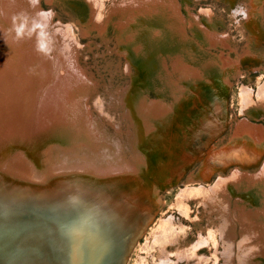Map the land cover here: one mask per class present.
<instances>
[{
  "label": "bare ground",
  "instance_id": "obj_1",
  "mask_svg": "<svg viewBox=\"0 0 264 264\" xmlns=\"http://www.w3.org/2000/svg\"><path fill=\"white\" fill-rule=\"evenodd\" d=\"M47 1L52 3V0ZM87 1L88 29L97 27L105 36L112 28L118 42L117 55L124 59V72L129 81L119 101L130 123L128 141L121 133L119 121H109L117 132L114 135L104 126L103 120L93 116L89 98L96 85L79 63V41L70 28L55 25L52 10L46 11L38 0H0V184L11 186L15 183L30 188L32 185L26 182V173L15 169V176L16 173L10 171V162L18 160L20 165L27 166L38 164L34 167L45 173L47 166L41 154H46L47 162L52 164L48 167L55 166L58 162L54 159L60 157L53 155L50 144L60 142L64 144V149L61 148L66 150V157L83 155L84 164L82 167L60 168L59 173L46 177L44 184L38 182L34 186L53 187L52 191L49 190L51 193L60 189L63 183L72 186L78 182L87 185L92 192L104 191L100 204L88 216L89 222L83 219L85 217L81 213L85 210L79 209L78 205L66 208L74 210L72 215L69 211L54 208L51 201L47 202L51 223L44 226L43 222L37 225L28 221L23 233L24 252H19L24 261L21 263L63 264L56 259L57 255H51L50 248L54 241L51 234L55 232L56 238L59 231L65 234L61 225L64 221L66 226L73 222L82 227H73L70 232L75 236L69 244L71 250H68L71 264H76L75 258L85 264H95L94 253L99 247L107 251L101 258V264H109L105 257L111 260L116 252L112 244L122 234L132 235V228H138L140 219L149 221L154 216L150 207L162 202L159 188L174 184L185 166L200 157L202 161L206 159L201 162L197 173L182 177L185 179L184 187L177 194L174 205L187 216L190 210L188 201L194 200L216 211L219 221L208 229L207 236L200 235L192 244L166 250L164 244L171 243V235L177 232V227L172 215L162 219L153 241L154 245H160L161 260L164 264H208V256L199 253L198 246L207 243L209 234L212 236L214 233L218 250L213 255L216 259L221 257L222 264H264V217H246L244 214L247 212L243 210L237 213L231 209L229 201L230 193L245 190V185H249L250 194L255 195L257 189H262V183L264 185V171L256 183L249 181L254 179L248 177V171L237 166L232 169L230 179L226 177L229 170L227 174L218 173L212 186L203 184L212 172L209 162L222 166L236 159L254 161L258 156L252 149V145L257 147L255 141L264 150V125L252 119L255 110L264 108V83L257 89L241 86V112L250 120L237 123L235 135L230 140L231 147L225 149L218 145L215 149L220 148L219 152L210 151V142L225 125L218 120L226 102L220 88L227 92L228 84H232L231 78L241 71L237 66L239 57L210 56L201 61L199 67L191 63L194 54L186 49L185 26L179 19L181 11L175 0H112V6L106 11L102 8V0ZM187 2L185 0L184 4ZM245 2L238 5L246 8L247 19L233 14L236 4L231 7V15L250 35L254 33L260 37L264 32L261 24L264 17L261 3L264 0ZM201 13L208 24L205 34L210 36L209 45L219 33L209 26V21L213 24L211 13L206 10H201ZM191 22L192 33L204 31L200 23H195L192 18ZM84 33L87 30L84 29ZM230 48L232 50L231 45ZM166 58H171L169 67ZM231 67L235 70L232 73ZM149 90L155 93L153 97ZM95 103L98 104L97 115L101 117L104 113L102 106L96 99ZM51 136L54 139L48 140ZM10 143L18 145L15 155ZM59 145L56 144L55 152ZM70 145H73L72 150ZM230 149L233 152L227 154ZM256 150L260 151L259 148ZM112 154L114 157H110ZM93 162L102 164L94 165ZM103 165L108 167L102 169ZM22 178L26 181L23 182ZM49 182L52 183L49 185ZM13 191L21 193L16 189ZM31 191L35 189L27 190L30 192L26 197L28 200L35 197ZM111 193L104 203L106 195ZM85 200L80 199L79 204L85 206ZM178 224L180 229L184 228L183 224ZM0 226V264H12L16 257L8 251L13 248V241L6 235L8 226ZM83 234L89 240L90 249H87ZM33 239L38 241L37 246L32 244ZM73 240L76 243L73 244ZM102 251L99 253H104Z\"/></svg>",
  "mask_w": 264,
  "mask_h": 264
},
{
  "label": "rangeland",
  "instance_id": "obj_2",
  "mask_svg": "<svg viewBox=\"0 0 264 264\" xmlns=\"http://www.w3.org/2000/svg\"><path fill=\"white\" fill-rule=\"evenodd\" d=\"M38 1L46 11L52 10V21L55 25L59 24L60 26L69 27L71 33L79 41V63L84 68L87 75L93 79L96 85V90H94L95 95L94 93H92L91 98H89L90 106L92 108V112L94 113L93 116L95 118H98V120H103L104 126L108 130H110V132L112 131L114 135H117V132L112 127L111 123L119 121L121 126V133L124 139L128 141L127 133L128 129L130 128V123L119 99L120 95L124 94L123 90L127 88L129 78L128 75L124 72V59L117 55L119 49L117 48L118 42L114 35V31L112 30V28H109L108 33L105 34V36H102L103 33H101V31H99L97 27L88 29L87 24L89 23L87 19L89 17V6L87 0H52V3L47 0ZM175 1L177 2V4H179V10L181 11V17H179V19H181V23L185 26L184 33L186 36V49L189 48V51L194 54L191 63L199 67L200 62L204 61L205 59H209L210 56H228L229 58L233 57L235 59L239 57L238 60L240 59V66H237L241 71H239V73H237L234 78H231L232 84H228L227 92L224 91L225 89L223 87L220 88V92L224 94L223 96H226V102L225 107H223L220 112L218 110V120L220 119L221 122H223L225 125L223 128H221L220 133H216L217 136L214 138V140L210 142V151L213 150V152L215 151L216 153L219 152L221 147H225V149L228 146L231 147L230 140L235 135V128L238 122L244 119L250 120V117H248L247 115H243V113L241 112L239 93L242 85L257 89L264 83V32L261 33L260 37H256L255 35H253L254 33H252L253 36L250 35L248 30L238 24L239 20L235 19V17L231 15V7H234L235 4L238 5L240 2H245V0H188L187 4H184L185 0ZM111 6L112 0H102V8L104 11L108 10ZM261 6H264V2L261 3ZM201 10H206L211 13L213 24H211L212 22L209 21V26L219 33V36L214 38L215 41L210 42L209 45L208 38L210 36H206L205 34V29H207L205 26H207L208 24L204 20V16L201 13ZM194 15H196L197 17ZM198 16L199 20L197 19ZM191 18L195 23H200V26L204 31H200V34L192 33L190 26V24L192 23ZM206 18L209 20V17L206 16ZM261 19L262 28L264 31V17ZM84 29L87 30V33H84ZM230 45L232 47V50H230ZM234 46L235 48L233 50ZM238 53L240 54L237 55ZM235 56L238 57L236 58ZM184 58H186V56ZM166 59L168 61L167 66L169 67L171 58ZM231 68H229L230 73L235 71L233 70L234 67L232 69ZM172 72L174 73V71ZM149 93L150 95H152V97L155 95L152 90H149ZM95 99L98 100L100 105L102 106V111L104 113L100 115L101 117L97 115L99 114V111L98 104L95 103ZM253 114L254 117L252 119H254L256 122L259 121V124L264 125V119H262L264 108L255 110ZM109 121H111V123ZM53 136H51L52 138H49L48 140H53ZM120 138V140L123 141L121 135ZM57 139L58 138H55V140ZM255 143L257 144V147L252 145V149L258 153L256 160L248 161L247 159H241L238 160V162L236 159L222 166H215L212 164V162H209V165L211 164L212 166V172H210V175L208 174L209 177H207L206 179L204 178L205 180L202 179L203 184L212 186L218 178V173L227 174L230 170V173L226 176L228 180L229 176L232 175L234 168H236L237 166L240 169L242 167V170L245 169L244 171L246 172L248 171V177H252L250 179H254L249 181H254L257 183V178L260 179V175H262L264 171V150H261L257 141H255ZM54 144H50V147H52L51 149L54 152L53 155L60 158H53L54 161L58 162V164L53 167H48V164H52L50 162H47L46 154H43L42 152L41 157H44L43 161L47 166V170L45 173H41L42 171H39L36 169V167H34L38 166V164L34 166H31L30 164L29 166L25 164L20 165L18 160L10 162V168L12 169H10V171L13 173H16L15 169L24 171L26 173V176L28 177V181L24 180L23 178L22 181H26L29 184L34 185L38 182L44 184L43 181L46 180V177L48 179L55 173H59L58 169L60 168H66V166L72 165L82 167V165L84 164L83 155L76 157H74V155H71V157H66V150H63L64 144L60 142H54ZM56 144L61 145L56 148L57 151L55 152L54 148L56 147ZM73 145L69 146L71 150L73 148ZM218 145L220 148L215 149V147H217ZM9 146L11 149H13V155H15L18 149V145L10 143ZM126 148L125 153L128 154V149ZM257 148H259L260 151H257ZM223 150L224 149H222V151ZM59 151L60 154L58 153ZM205 152L207 153L208 151ZM232 152L233 150L230 149L227 154H230ZM203 153L204 151L201 152L202 155ZM201 154L200 156H202ZM110 157H114L113 154ZM205 159H203L202 161V158H197L192 163L185 166V170L174 184L160 187L162 202L159 203L158 206H155L152 210L154 212L152 221L146 224L141 237L137 239L136 243L132 247V250L129 253L125 264H164L161 260L163 254L160 251V245H158L157 243L154 245L153 241L155 239L154 232L158 227L159 222H161L162 219H166V217H168L169 215H172V220L177 227V232L174 233V235L172 234L173 236L171 235V243L164 244V248L166 250H175L179 246L183 247L184 245L192 244L198 239L200 235L203 237L207 236L209 233L208 229L212 228L214 226V223L219 221L216 211H211L208 206L205 207L204 205L198 204L194 200L188 201L190 210L187 216L181 214L177 207H175L174 205L177 194L179 193L180 189L184 187L183 182H185V179H182V177H187V175L191 174V172L197 173L199 171L201 162L203 163ZM160 160L162 161L163 159ZM95 163L93 162L94 165ZM106 167L108 166L103 165L102 169H105ZM251 172L253 174H251ZM15 176H17V173L15 174ZM261 188L262 189L256 190L255 195L250 194L251 188H249V185H245V190L241 189V191H236V193H230L229 201L231 209H233L237 213H239L241 210L246 211L247 214H244L246 215V217H264L263 183L261 185ZM247 210L260 215H255L253 213L250 214ZM178 222L184 225L183 229H180V227H178ZM236 230L237 233H239V228ZM214 235V233H212V236L209 234V241L207 243H204L203 246H198V251L200 250L199 253H205L208 256V264H213L214 261H216V264H218L222 260L221 257L216 259V257L213 255L218 250V245L214 242ZM123 243L124 242L119 239L112 244L114 246V249H116L115 255L111 259L113 263H116L117 260L121 259V254L119 255V253L123 250ZM104 251L105 250H103L102 252ZM220 252L221 251H219L218 253ZM222 263L223 261H221L219 264Z\"/></svg>",
  "mask_w": 264,
  "mask_h": 264
},
{
  "label": "water",
  "instance_id": "obj_3",
  "mask_svg": "<svg viewBox=\"0 0 264 264\" xmlns=\"http://www.w3.org/2000/svg\"><path fill=\"white\" fill-rule=\"evenodd\" d=\"M147 176L150 177L149 174H147ZM51 183L52 182H49V185ZM13 184L14 185H11V186H9L8 184H3V185L0 184V225L5 224L8 226L7 228L8 230L6 229L7 231L6 235H8V237L12 239L10 240L13 241L12 242L13 248L8 251V253L12 252L11 254H14L16 257L15 259L16 262L14 261L12 264H22L24 262L22 258H20L19 252H24L23 250H24L25 241L23 240V237H24L23 233L26 232V228L29 222L30 221L31 223L36 222L37 225L38 224L40 225L41 222H43L44 226H47L48 224L51 223V220H49L50 218L49 214L47 213L48 209L46 208L47 202L51 201L54 208L56 209L61 208L60 211H63V212L69 211L72 215H73L74 210L66 209V208L69 205L70 206L78 205L79 209L83 208L85 210V213L83 214L81 213L82 217H85L83 219L85 220V222H89L88 216L91 215V213L95 211L94 209L97 208L96 206L100 204V201L103 199V192H104L103 190H99L98 192L96 191L92 192L89 190L87 185L78 184V182H76V184L72 186H69L63 183V185L65 186L62 185L61 188L57 189L56 192H51V193H49V190L52 191L53 187H48V185H44V186L32 185L30 188L35 189V191H31V193H34L35 197L33 200H28V198L26 197H27V194L30 193V192L27 193V190L30 189L29 186L28 185H15V183ZM14 189L21 191V193L14 192L13 191ZM159 191H160V188H159ZM110 195H112V193L109 195H106V199H104V203L107 199L109 200ZM86 196H89V197L85 198ZM80 199H83V200L86 199L85 202L87 203L85 206H81L79 204L81 203ZM22 205H27L28 206L26 207L27 209L21 207ZM154 207L152 208L150 207V210L154 209ZM33 214H36V215H33ZM53 218L54 219L52 222H54L55 220V217ZM78 218L80 217L78 216ZM152 218L149 221L148 220L144 221L143 219H140L138 228H136L135 226L132 228V235H127V236L124 234L121 235L120 239L124 243L122 246L123 250L119 253V255L121 254L120 256L121 259L119 260L120 262H118V264L126 263L128 255L132 250V247L136 243L137 239L141 237L146 227V224L152 221ZM74 224L75 223L72 222L68 226H66L64 221H62L61 225L64 227L63 233L65 234H62L60 231L57 232L58 238H56L55 232L53 233L54 235L51 234V237L53 238L54 241H53V244L51 245L50 253L52 256L57 255L56 259L59 261V263L71 264L69 262L71 254L69 253L70 251L68 250L69 249L71 250V245L69 246V244L75 236H73L70 232L72 231L73 227L77 226V228H82L79 225H74ZM47 233H51V232H47ZM82 238H85L84 240H85L87 249H90L89 240L88 238H86V234H83ZM1 242L2 241H0V243ZM36 242L38 243V241L34 239L32 240L33 245L34 244L36 245ZM72 243L74 244L76 243V241L73 240ZM102 250L103 248L101 247L95 249V253H94V255H96L95 264H97V262L99 261L101 264V258L104 257V255L106 254L105 251L104 253H99ZM105 259L109 261V264H114L108 258L105 257ZM77 260H79V262H77ZM74 261H76V264H85V262L83 260H80L79 258H75ZM37 264H43V263L40 262Z\"/></svg>",
  "mask_w": 264,
  "mask_h": 264
},
{
  "label": "clouds",
  "instance_id": "obj_4",
  "mask_svg": "<svg viewBox=\"0 0 264 264\" xmlns=\"http://www.w3.org/2000/svg\"><path fill=\"white\" fill-rule=\"evenodd\" d=\"M233 14L235 16H238V17L243 18V19H247V17H248L247 10L243 5H237L233 9Z\"/></svg>",
  "mask_w": 264,
  "mask_h": 264
}]
</instances>
